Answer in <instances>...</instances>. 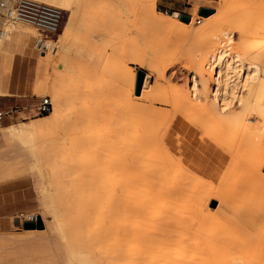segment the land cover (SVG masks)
<instances>
[{"label":"rangeland","instance_id":"1","mask_svg":"<svg viewBox=\"0 0 264 264\" xmlns=\"http://www.w3.org/2000/svg\"><path fill=\"white\" fill-rule=\"evenodd\" d=\"M151 3L78 0L70 17L63 9L61 24L49 38L56 40L55 56L64 35L88 49L87 54L72 50L65 63L70 68L62 65L55 72L41 59L54 55L51 50L40 55L33 45L34 29L20 33L21 43L5 47L2 88L18 86L19 92L0 95V109H24L3 124L52 119L53 103L42 114L36 105L45 95L52 101L46 81L55 76L69 99L60 106L58 119L37 132L35 156L31 152L23 164L22 178L36 199L35 209L26 212L41 213L57 230L29 236L20 222L16 230L0 233V264H83L77 254L85 255L87 264H264V165L259 173L249 168L254 155L259 165L264 153L258 115L252 106L242 109L235 103L221 116L202 98L192 97L195 105L187 107L175 95L188 90L190 70L216 45L244 62L257 53L243 50L257 46L258 39L264 45V0H155L153 10ZM201 7L213 12L201 16ZM173 11L179 18L170 15ZM182 14L192 18L185 32L178 25ZM69 19L75 22L72 27L66 25ZM21 55L31 59L20 62ZM139 70L149 77L147 87L135 95ZM204 72L211 89L213 73ZM75 76L82 83L94 81L92 90L81 86L77 95ZM128 92L130 103L139 105L135 111L122 104ZM233 112L249 126L242 128ZM40 165L44 184H38L34 171ZM103 165H114L110 172L122 178L114 190L129 180L123 208L122 195L108 201L104 189L97 191L103 171L95 169ZM43 194L54 209L43 205Z\"/></svg>","mask_w":264,"mask_h":264},{"label":"bare ground","instance_id":"2","mask_svg":"<svg viewBox=\"0 0 264 264\" xmlns=\"http://www.w3.org/2000/svg\"><path fill=\"white\" fill-rule=\"evenodd\" d=\"M151 1H152L151 8L153 10L154 9L153 6H155V0H151ZM37 2L59 8L62 11L65 10L69 13V15L72 13L74 5H75V0H37ZM170 15L173 17L179 18V14L175 11L171 12ZM181 21L178 22L179 29L184 31V27L190 25V23L192 22V18L189 19L188 22L183 21L185 22V24ZM186 23H189V24H186ZM200 28L202 29V27ZM33 29L36 30L31 24H29L26 21H22V20L16 21L14 23L5 24L2 29V34L0 35V56L6 59L8 56H5L7 53L5 47H8L9 45H12L13 43H17V44L21 43L19 42L22 40L20 33L27 35L31 30L33 31ZM258 31L259 33H261L262 30H257V34H259ZM253 33L255 34L256 32H253ZM240 36H247V35H240ZM248 36L250 35L248 34ZM36 37L38 36H35V38ZM228 39H230V37ZM258 40H257L258 42L257 46H253V45L251 46L248 44L247 46H245L246 48L244 47L245 49L243 50L244 52L245 51L250 52V53L252 51L257 52L255 53L256 55L254 54L255 56L254 59H251L254 56L251 58H246V59H250L247 62H244L242 56L237 54L236 52L231 53L228 50V48H225V46L221 44L216 45L208 53L207 58L205 56L203 58V61L199 62L195 70H190L192 77L190 80V84L188 85V90L181 89L179 91H176L175 95H176V99L178 100V104H181L187 107H193L195 103L192 101V97L196 99L202 98L206 102H208L206 106L208 105L212 111H214L216 114L221 115V116L224 115V113L228 109L233 108V105L235 103L239 105L242 109L247 108L248 106L250 107L252 106L251 108L254 111L253 113H256L258 115L259 123L261 124V127L264 130V79L262 77V74L264 73V67H263L264 65V45L263 44L260 45V42ZM55 41L56 40H51L49 38L45 41V44L47 45V49L51 50V53H53L54 57H49V55L40 56V57L41 59H43L44 62L48 61L49 65H51L52 70L53 71L55 70L56 72V70L60 69L62 65H65L67 68H70L71 65L61 62L58 59L57 55L55 56V53H56L55 49L58 47L55 44ZM261 41H264V40H261ZM257 42L254 41L253 43H250V44H255ZM29 58L30 57H28V55H25V56L21 55L20 62H23L24 60L29 59ZM35 66L40 67V64L35 62ZM205 68L211 70L213 73V76L211 77L213 86L211 89L208 84L209 79H207L205 72H204ZM72 75L74 74L72 73ZM55 77H53V79H48L46 81V88L51 94L52 101H53L52 103H53V109H54L53 110L54 117H52V119H50L49 121L45 123L42 122L40 124H36L32 121L21 122L19 125H15L14 123L1 124L0 139L2 138V141H0V157L2 156L3 159L1 158V161H0V181H5L12 177L20 178L26 175V173L24 172L23 164H26L27 160L29 161L31 152H32V155L35 156L36 150L34 147L37 142L36 140L37 132L40 129L46 127L47 123L51 124L52 122L58 119L57 115L60 112V106H62L69 99L65 89L60 88L59 85L57 84L59 79L58 78L55 79ZM77 77L78 78L81 77V79L83 78L80 75H78ZM77 77L76 79L79 81ZM148 77H149L148 74L144 75L141 89L147 87ZM15 80L17 83V79ZM77 80H75L76 84L72 87V89L77 95H80V93H82V90H80L81 86L90 91L92 90L91 89L92 84L95 83L94 81L91 82L89 80H88L89 82L87 83L85 82L82 83V81H79L80 83H77L76 82ZM2 83L3 81H2V78L0 77V87L2 86ZM16 87L18 88V86ZM16 87L13 90L9 89L7 91H3L2 88H0V95L1 96L14 95V93L16 92ZM98 90L99 92L103 93V87H101V85L100 87H98ZM115 94H118V93H115ZM121 94H123L124 96V93H121ZM127 95L128 96H125V100L122 104H124L125 106L127 105V108H129L130 110L135 111L139 107V105H134L130 103L131 94L128 92ZM127 108H125V110ZM231 115L232 117H235L237 119L238 123L242 125V128L248 125V124L245 125L246 123L245 124L243 123L244 120H243L242 115L238 113L236 114L235 112H233ZM258 157L259 155H254V157L250 160V163H249L250 164L249 168L253 171H256L257 173L260 172L261 167H263L264 165V153L261 156L262 158H261V161L259 162V165L257 164ZM13 159L16 160V162L15 161L14 163L10 162V160H13ZM39 164L40 163L38 162V165ZM122 166H126V165H122ZM113 167L114 165H103L102 169H95V170L103 171V174L99 177V179L96 182V186L98 188L97 191H101V189H104L103 194H105V197L108 201H111L118 194L122 195L119 205L123 208L124 201L126 200L123 194L128 190L129 180L127 179L123 184H121V186L117 190H114L115 189L114 186L117 185L121 181L122 178H120L116 173L110 172L112 171L111 169ZM96 168H97V165H96ZM34 171L36 172L38 184H39V181H41L42 184H44L43 166L42 165H40L39 167L36 166V169ZM94 172L96 173V171ZM123 178H125V175L123 176ZM43 186L40 188H43ZM164 186L173 187V185H169V184L164 185ZM40 200L42 201V199ZM36 215L38 217L42 216L41 213L40 214L38 213ZM35 229L37 230L43 229V230H39L40 232L47 231V230L48 232H51L52 230V232H54L55 234L57 227L54 222H52L51 224H48L45 221V219L41 218V222L38 224L36 228L25 229V230L35 231ZM64 232H65L64 230L62 229L60 230V233L63 236H65ZM76 258L77 260H79L78 262L80 263H83V264L88 263V259L83 254H77Z\"/></svg>","mask_w":264,"mask_h":264},{"label":"built area","instance_id":"3","mask_svg":"<svg viewBox=\"0 0 264 264\" xmlns=\"http://www.w3.org/2000/svg\"><path fill=\"white\" fill-rule=\"evenodd\" d=\"M26 21L37 30V36L33 38V45L40 52V55L47 53L45 41L54 35L62 20V10L34 0H0V35L5 24L16 21ZM196 19V23H199ZM52 108V101L48 95L40 98L36 109L38 113H47ZM24 107L15 105L10 109H0V126L5 119L18 112ZM20 222H35L37 215L34 212H20L16 215Z\"/></svg>","mask_w":264,"mask_h":264},{"label":"crops","instance_id":"4","mask_svg":"<svg viewBox=\"0 0 264 264\" xmlns=\"http://www.w3.org/2000/svg\"><path fill=\"white\" fill-rule=\"evenodd\" d=\"M77 1L78 0H75V5L77 4ZM74 24H75L74 20L72 19L70 21L69 19V22H67L66 25H70L72 27ZM76 44L71 42L70 37L68 35H64L63 38L61 39L60 50L57 53L58 59L61 62L66 63L67 59H69V57L71 56L72 50H75L76 53H80V54L88 53V49L87 50L82 49L79 45ZM6 60L7 58L2 60V63L4 64ZM1 78L3 81V77ZM0 88H2V86ZM2 90L7 91L4 90L3 88ZM16 92H19L17 87H16ZM43 195H41V199H42L41 202L43 203V205L47 209H54L55 207L54 202L52 200L49 201L50 199H48L47 197L48 195L47 196L46 194L44 196ZM35 205H36L35 193L33 191V187L26 178L21 177L13 180L0 182V233H9L16 230L19 227L18 225L20 224V221L16 217L17 213L20 211H24V212L31 211L35 209ZM35 232H40V231L39 230L36 231V229L35 231L32 230L25 231V229L23 230V233L25 235L38 236L35 234Z\"/></svg>","mask_w":264,"mask_h":264},{"label":"water","instance_id":"5","mask_svg":"<svg viewBox=\"0 0 264 264\" xmlns=\"http://www.w3.org/2000/svg\"><path fill=\"white\" fill-rule=\"evenodd\" d=\"M212 12H213L212 8L201 7L198 10V14L201 16L209 15ZM180 18H181V20H183L185 22H188L190 19L189 15H186V14H182L180 16ZM144 75H145V72L142 70H139L137 72L136 83H135V95H139V93L141 91V86L143 83ZM40 222H41V217H37L35 222H28V221L23 222L22 227H23V229H33V228H36Z\"/></svg>","mask_w":264,"mask_h":264}]
</instances>
